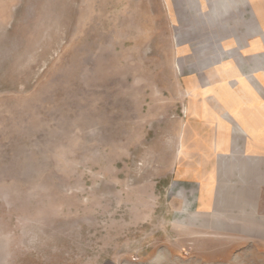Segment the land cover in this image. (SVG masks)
<instances>
[{
  "label": "rangeland",
  "instance_id": "1",
  "mask_svg": "<svg viewBox=\"0 0 264 264\" xmlns=\"http://www.w3.org/2000/svg\"><path fill=\"white\" fill-rule=\"evenodd\" d=\"M231 2L0 0V264H197L168 116Z\"/></svg>",
  "mask_w": 264,
  "mask_h": 264
},
{
  "label": "crops",
  "instance_id": "2",
  "mask_svg": "<svg viewBox=\"0 0 264 264\" xmlns=\"http://www.w3.org/2000/svg\"><path fill=\"white\" fill-rule=\"evenodd\" d=\"M215 21L207 39L222 49L197 51V77L183 66L188 112L168 116L178 122L171 180L199 186L182 225L198 234L197 264H264V0H232Z\"/></svg>",
  "mask_w": 264,
  "mask_h": 264
}]
</instances>
